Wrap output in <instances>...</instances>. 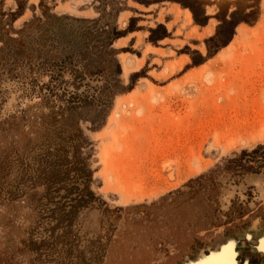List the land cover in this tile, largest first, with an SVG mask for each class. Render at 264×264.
Listing matches in <instances>:
<instances>
[{"label": "rangeland", "instance_id": "374dc122", "mask_svg": "<svg viewBox=\"0 0 264 264\" xmlns=\"http://www.w3.org/2000/svg\"><path fill=\"white\" fill-rule=\"evenodd\" d=\"M98 19L75 57L42 45ZM0 51V264H262L264 174L232 164L264 147V0H0Z\"/></svg>", "mask_w": 264, "mask_h": 264}, {"label": "water", "instance_id": "95a60500", "mask_svg": "<svg viewBox=\"0 0 264 264\" xmlns=\"http://www.w3.org/2000/svg\"><path fill=\"white\" fill-rule=\"evenodd\" d=\"M100 12H101V14H106V10L104 9V6L102 7V8H100V10H99ZM103 18V17H102ZM101 18V19H102ZM101 19H98V20H87V21H85V22H70L69 20H67L68 22H60V23H58L56 26H54L53 28H52V30L50 31V37H47L46 36V33H47V30L48 29H44V27L41 25V26H37V25H33V26H27L26 27V29L25 30H22V32L20 31V40H22V41H24L26 44L28 43L27 41H26V39H28L29 37H30V32L31 31H33V30H39V29H41V28H43V30H44V35L46 36V37H44L43 38V40H42V45H45L48 41L47 40H50V41H52V44L53 45H51L52 46V48H56V45L58 44V45H60V46H62V48H61V51L62 52H65L66 53V55H70V56H72V57H75V55H77V53H78V51L77 50H75L74 48H73V46L74 45H76V44H82V46H84V50H87L89 47H90V43H89V40L90 39H92V37L93 38H99V37H101L98 33H95V29H97V26L99 25V23H100V21H101ZM69 24H71V25H74L75 26V29H74V32H73V36H74V38L72 39V38H69V37H65V35H64V37H63V39H62V37H60V36H62V33H63V30L67 27V25H69ZM105 24V23H104ZM103 24V25H104ZM102 26V25H101ZM100 26V27H101ZM109 26V30H107L106 32H105V34L107 33V36H108V38L111 36H113V26L112 25H108ZM54 31H56V33H54ZM60 33H61V35H60ZM87 35H86V34ZM69 35H71L70 34V32H69ZM49 38V39H48ZM58 38V39H57ZM78 40V41H77ZM29 43H30V40H29ZM103 46V45H102ZM98 47H99V44H95L94 46H93V48H92V51H94V50H96V53H98L99 52V54H96L95 53V58H97V59H99V57H100V53H101V51L104 53V54H107L108 55V57L110 58V59H108L107 61H108V63L110 64V69H109V72H110V74H111V77H112V81H113V83H112V86H110V87H107V89H105V91H107V90H109L108 91V95H107V102H106V105H105V108H108L111 104H112V99H113V95L115 94V92L116 91H119L120 89L118 88V86L116 85V83L118 82V78H117V72H116V66H117V61H116V59H114L113 57H112V54L113 53H110L107 49H105V50H101V47H100V49H98ZM98 49V50H97ZM25 50V49H24ZM23 50V48H22V50H21V48L20 47H18V54H23V53H25V51ZM1 52V51H0ZM73 60V64H74V66H75V68L77 69L78 68V65H77V62H79V63H81V64H83V65H85V62H86V60L85 61H80L79 60V58H73L72 59ZM78 60V61H77ZM90 75H91V78H93L94 77V75H93V73H92V71H91V73H90ZM97 80V79H96ZM96 80H94V81H96ZM94 106H101V105H97V104H92V105H88L87 107H94ZM80 108H83V107H80ZM74 111V113L77 111V109H74L73 110ZM74 117H75V122H74V131H76L78 128H77V123H78V120L81 118V119H88L87 118V116H83V115H81V114H74ZM91 122H94L92 119H89ZM98 123H96V124H94L93 123V127L94 128H96V127H99L100 125H101V122H102V118H99L98 119V121H97ZM84 143H85V141H84ZM217 174L218 173H215V176H214V179H217ZM96 204V201H94L93 203H91V204H89V205H87V206H84V207H82L80 210H79V212H78V215L80 216V214H81V212L83 211V210H85V209H87V208H89V207H92L93 208V206ZM264 237V236H263ZM235 240H237L236 238H234ZM239 245V244H238ZM215 250V247L214 246H212L211 247V249H209V253H207L206 251H204L202 254L203 255H209L212 251H214ZM235 253H237V252H239L240 251V249H238V247H236L235 248ZM199 252H200V249H199V251L196 253V255L193 257V258H189L188 259V261H192V260H195L199 255ZM241 254L240 253H238L237 254V256L234 258L235 259V263L237 264H241L240 263V260H239V256H240ZM242 255H244V253L242 254ZM256 255V254H255ZM262 255V254H261ZM258 257H260L261 258V262H262V264H264V256H260V255H257ZM246 259L247 258H245V260H244V263L243 264H245L246 263ZM248 264H249V262H247Z\"/></svg>", "mask_w": 264, "mask_h": 264}, {"label": "flooded vegetation", "instance_id": "af4514ba", "mask_svg": "<svg viewBox=\"0 0 264 264\" xmlns=\"http://www.w3.org/2000/svg\"><path fill=\"white\" fill-rule=\"evenodd\" d=\"M233 174L244 177L252 174H264V147L242 150L233 162ZM237 174V175H236ZM239 181V180H238Z\"/></svg>", "mask_w": 264, "mask_h": 264}, {"label": "bare ground", "instance_id": "6f19581e", "mask_svg": "<svg viewBox=\"0 0 264 264\" xmlns=\"http://www.w3.org/2000/svg\"><path fill=\"white\" fill-rule=\"evenodd\" d=\"M224 243H227V241L226 242H224ZM224 243H222V244H224ZM229 243H231V245L233 246V249H232V257H231V263L230 264H236L235 263V257L237 256V254L238 253H240V252H237V253H235V248H236V246L238 245V244H235V243H233V242H229ZM222 244H220L218 247H215V250L216 251H218L219 249H220V246L222 245ZM230 245V246H231ZM230 246H229V248H230ZM264 246V245H263ZM260 247H262V246H260ZM264 248V247H263ZM214 250V251H215ZM260 250V249H259ZM214 251H212V252H214ZM229 251V250H228ZM211 252V253H212ZM230 252V251H229ZM210 253V254H211ZM209 254V255H210ZM209 255H204L202 258H201V260L199 261V262H197L196 260L199 258V256L195 259V260H192L191 262H193L192 264H228V261H227V258L224 256V255H216V254H214V255H212V256H209ZM238 264V263H237Z\"/></svg>", "mask_w": 264, "mask_h": 264}, {"label": "trees", "instance_id": "16d2710c", "mask_svg": "<svg viewBox=\"0 0 264 264\" xmlns=\"http://www.w3.org/2000/svg\"><path fill=\"white\" fill-rule=\"evenodd\" d=\"M236 26V25H235ZM133 30H136V29H134V28H132L131 26L129 27V29H128V31H133ZM151 35L149 36V41H151V42H153L154 44H156V43H158V41H160V40H162V39H164V38H166L167 36H168V34H167V30H166V28H165V26L163 25V24H158L157 26H156V28H151ZM159 31H161V33L159 32ZM159 32V34L157 35V33ZM107 45H108V40H107ZM2 50V49H1ZM80 76H81V79L83 80V78H82V74H79ZM93 75H97V74H95V73H93ZM77 76V75H76ZM77 78V77H76ZM80 81V80H79ZM73 93V92H72ZM75 94V93H74ZM77 94V93H76ZM88 95V94H87ZM79 97H80V95H78ZM88 96H90V95H88ZM79 174H80V176H78V179H79V181H80V184L82 185V182H81V180L85 177V174L82 172V171H80L79 172ZM75 188H77V187H75ZM74 188V189H75ZM79 191V190H78ZM84 194H85V191H84V189L83 190H80L79 191V195L82 197V196H84ZM80 200V199H79ZM81 202H83L84 201V199L82 200H80Z\"/></svg>", "mask_w": 264, "mask_h": 264}]
</instances>
